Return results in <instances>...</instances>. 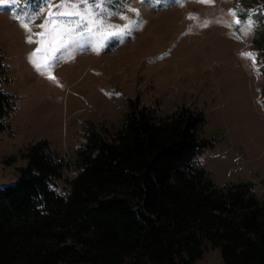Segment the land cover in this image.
<instances>
[{
    "label": "rangeland",
    "instance_id": "rangeland-1",
    "mask_svg": "<svg viewBox=\"0 0 264 264\" xmlns=\"http://www.w3.org/2000/svg\"><path fill=\"white\" fill-rule=\"evenodd\" d=\"M104 9L111 13L108 31L119 34L95 29L90 35L73 26L49 69L40 71L32 63L39 45L28 37L36 40L46 23V0L0 4V89L14 104L0 132V187L14 181L15 168L24 164L20 152L39 139L68 163L62 174L70 178L84 129L112 133L128 99L138 97L156 116L180 105L201 110L199 135L213 146L196 158L199 165L216 186L249 182L261 198L264 0H104ZM64 189V181H57L56 191ZM193 264L223 262L220 251L208 245Z\"/></svg>",
    "mask_w": 264,
    "mask_h": 264
},
{
    "label": "trees",
    "instance_id": "trees-1",
    "mask_svg": "<svg viewBox=\"0 0 264 264\" xmlns=\"http://www.w3.org/2000/svg\"><path fill=\"white\" fill-rule=\"evenodd\" d=\"M13 107L0 89V132ZM204 122L185 105L156 116L128 99L115 131L84 129L70 178L45 139L26 146L0 187V264H193L208 245L223 264H264V195L215 185L196 159L213 146Z\"/></svg>",
    "mask_w": 264,
    "mask_h": 264
},
{
    "label": "snow or ice",
    "instance_id": "snow-or-ice-1",
    "mask_svg": "<svg viewBox=\"0 0 264 264\" xmlns=\"http://www.w3.org/2000/svg\"><path fill=\"white\" fill-rule=\"evenodd\" d=\"M8 0H0V4L7 3ZM12 3H17L18 0H11ZM208 2V0H205ZM47 8L49 9L46 23L39 25L42 29L36 35L38 38L33 40V34L28 37L29 43H37L39 46L32 53V63L37 70L47 71L50 67V61L55 58L60 48L64 47L65 37H69L75 28L83 27L84 31L90 35H95V29L101 30V35H117L122 30L117 32L108 31L110 25L106 23L107 15L104 9V0H60L59 3H52L51 0H46ZM53 9H55L53 11ZM42 12V9H41ZM235 16V13H231ZM71 18V19H62ZM31 20V17H29ZM236 24H240V20H235ZM22 26L31 33L29 23L22 21ZM127 27V26H126ZM247 29L252 27L251 21L247 24ZM99 51V48L96 49ZM248 58L254 60L251 53H244ZM50 79H55L48 71Z\"/></svg>",
    "mask_w": 264,
    "mask_h": 264
}]
</instances>
